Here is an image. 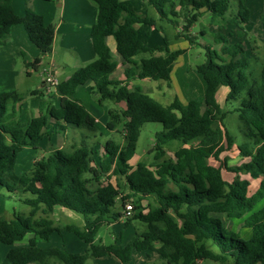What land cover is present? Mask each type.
Masks as SVG:
<instances>
[{
  "label": "trees",
  "instance_id": "16d2710c",
  "mask_svg": "<svg viewBox=\"0 0 264 264\" xmlns=\"http://www.w3.org/2000/svg\"><path fill=\"white\" fill-rule=\"evenodd\" d=\"M93 1L98 5V16L91 40L97 58L60 81L53 93L60 97L58 106L50 100L45 111L40 109L31 115L26 127L9 125L4 117L17 94L0 92V185L9 192L32 195L23 199L30 207L28 215L14 213L9 218L0 214V243L8 248L0 252V264H50L52 260L85 264L89 257L112 255L128 262L134 250L154 251L165 264H194L198 259L222 264H264V207L254 210L264 199V62L257 69L246 56L241 41L232 44L227 36L217 33L215 41L221 43L220 50L202 44L206 60L197 66L207 85L204 96L187 103L176 96L165 105L132 81L162 79L170 86L174 63L185 49L171 50L166 38L160 46L145 43L140 38L143 27H156V18L148 13L121 0ZM143 1L155 9L160 19L176 27L183 19L176 37H183L190 44L195 38L190 29L206 13L211 15L212 25L235 27L238 38L244 35V24L250 21L245 0H237L236 9L231 0ZM16 24L23 25L42 55L52 51L56 35L53 24L29 5L20 15L13 0H0V47L7 43V35ZM108 37L114 39L116 53L125 66L121 78L112 76L119 61L107 43ZM40 62L38 56L26 64L37 69ZM88 80L93 82L101 101L125 103V108L110 110L107 123L110 130L122 134V140L110 138L100 144L84 135L70 149L50 145L48 153L36 159L29 171L17 174L18 153L27 146L37 147L47 134L50 119L60 134L66 135L72 126L86 129L96 137V117L75 95ZM221 86L229 88L228 101L238 102L235 111L249 130L247 140L238 144V149L250 161L239 165L220 158L235 142L216 102ZM147 122L163 125L150 149L153 161L133 165L141 127ZM173 141L182 145L167 157V145ZM210 158L220 164L211 163ZM224 170L236 175L229 181L223 176ZM241 173L259 179L254 192H250L251 179L242 178ZM118 199L122 209L116 210ZM129 201L135 209L131 216H125ZM57 206L80 213L83 225H56L50 214ZM223 216L244 217V227L252 230L250 238L243 239L228 228ZM122 219L125 226L138 220L144 228L125 244L103 243L99 237L101 226ZM63 230L84 240L86 251L39 246ZM27 237L25 244H18Z\"/></svg>",
  "mask_w": 264,
  "mask_h": 264
},
{
  "label": "rangeland",
  "instance_id": "374dc122",
  "mask_svg": "<svg viewBox=\"0 0 264 264\" xmlns=\"http://www.w3.org/2000/svg\"><path fill=\"white\" fill-rule=\"evenodd\" d=\"M82 0H70V2H80ZM123 3L132 6L135 10L141 13H148L156 18V27H153L149 34L141 32L140 38L150 46H160L165 44V38L171 50L185 49V52L180 55L174 63L170 86L165 80H158L157 82L163 88V95L160 97L157 90L154 87H144V89L157 100L164 104L171 103L177 96L182 102L188 101V99H199L204 96L206 91V82L202 75L197 71V66L206 60V49L202 44L212 45L213 48L220 50L221 43L215 41L217 33L224 34L229 38L230 43L234 44L242 42L245 46V54L249 58L251 64L257 69L261 68L264 62V0H245L246 6L250 10V21L244 24V35L238 38L236 28L227 25L226 27H218L211 24V19L207 17L201 18L192 27V34L194 43L190 44L189 41L183 37H176V33L179 29H182L183 19H179L178 26H174L167 20L160 19L155 9L143 0H121ZM16 13L23 14L26 6L29 5L33 10L45 11L49 15L53 16L51 21L56 28V32H59L58 41L53 44L52 51L42 56L43 65L50 66L54 64L57 68V77L60 81L65 80L66 77L77 68L87 65L96 60H91L88 55L84 53H77L76 50L67 48L63 41L66 40L62 36V29L65 28V24L59 30V22L63 13H70L72 9L67 6L66 9L58 5L59 0H13ZM45 2H52L50 5ZM85 2V0H84ZM233 9L237 8V0H231ZM65 10V11H64ZM22 26V25H20ZM149 29L148 26H146ZM204 29L205 35H201L200 31ZM80 30V29H79ZM32 51L22 46L10 45L8 49L6 59V68H0V92H13L17 94V98L10 101L9 111L5 115V122L9 125H21L26 127L32 114H37L40 109L46 110V106L50 102L51 98L56 94L49 95L44 90V72L42 67L39 66L35 69L32 65H27L33 60L34 53L39 55L38 48L29 41ZM88 46H91L88 42ZM20 47V48H19ZM24 48L25 50H22ZM93 57L96 53L91 49ZM22 51L25 55H22ZM116 52V51H115ZM138 58V56H137ZM116 59L119 61L117 69L113 72V77H119L123 73V66L120 63L121 58L116 55ZM28 71L31 73L29 74ZM227 87L221 86L216 93V102L219 105L220 112L225 114L223 122L229 132L235 139L234 144L231 147L226 148L221 154L220 158L227 160L232 165L240 163L238 144L247 140L246 133L249 132L248 126L239 118L238 112L235 108L238 106L237 101L227 100ZM154 93V94H153ZM76 97L81 99L88 107L90 112L97 118V132L96 137L93 133H90L86 129H77L75 127H69L66 135L60 134L55 125L53 119L49 120L47 125L46 136L38 143L37 147L27 146L24 147L18 153L15 172L19 175L29 171L36 159H39L43 155H46L49 151L50 145L56 147H63L70 149L74 142H80L84 135H87L89 141H99L100 144H104L110 138H116L119 141L122 140V134L115 132L107 127V123L110 121V110L125 108V103H116L110 99H104L101 101L99 93L93 87L92 81L88 80L83 85L79 86L76 91ZM55 102L59 104V97L56 95ZM53 101V100H52ZM163 130V125L159 122H147L141 127L140 136L137 143L136 154L131 160V164L135 165L139 161L152 162L154 153L150 152V149L155 143V134ZM96 144L97 148L101 145ZM182 145L180 141H173L167 145V157L173 156L177 148ZM210 162L219 165L220 162L214 158H210ZM236 174L227 170L223 171V176L227 180H232ZM242 178H251L248 174L241 173ZM115 180V179H114ZM171 187H173L171 185ZM254 186L250 185V192H252ZM29 192L26 193H13L9 192L5 186L0 185V214L6 217H13L14 213L28 215L30 207L23 202L26 197H31ZM146 204V202H144ZM264 207V199L259 202L255 211ZM115 209H122L120 199L117 200ZM39 215H43L40 213ZM175 216V215H174ZM50 217L54 220L56 225L64 226L68 223H76L83 225V217L80 213L70 211L63 207L57 206L54 208ZM179 221V218L175 216ZM225 225L238 232L243 239H248L252 235V230L248 227H244V217L242 218H228L223 216ZM144 225L138 220H133L131 224H124V219L120 222H116L111 225H102L99 230V237H101L103 243L111 244L119 242L125 244L137 231H141ZM54 238H58L61 247H66L72 251L78 253H84L88 248L87 243L84 240L78 238L76 235L69 233L65 230L62 233H55ZM28 237L19 242L18 244H25ZM214 251H217L215 246L211 247ZM8 250L7 245L0 243V252L4 253ZM134 264H165L164 260L158 253H152V257H148L145 253H136ZM35 264V263H33ZM50 264H64L58 260H52ZM85 264H122L115 256H108L106 258H93L89 257ZM126 264V263H125ZM130 264V263H128ZM194 264H222L220 262L211 259H198ZM224 264H231L227 262Z\"/></svg>",
  "mask_w": 264,
  "mask_h": 264
},
{
  "label": "crops",
  "instance_id": "0c3cea01",
  "mask_svg": "<svg viewBox=\"0 0 264 264\" xmlns=\"http://www.w3.org/2000/svg\"><path fill=\"white\" fill-rule=\"evenodd\" d=\"M46 1H52V0H46ZM45 3H48L47 5H50L52 2H45ZM13 5H14V2H13ZM58 5L61 6V7H64L65 9H66L67 6H70L72 9H75L73 11L71 10L70 13H66V11L64 10L65 13H63V16H61V20L59 22V30L65 24V28L62 29V31H63L62 36L66 40L63 41L64 42L63 44L66 45L68 49L71 48L72 50H76L77 53H80V54L84 53V54L88 55L89 58H91V60L95 59V57L97 58V54H96V56L93 57L94 54L92 55V52H91L92 51L91 49L94 50L93 45H92V40H91V30H92V26L96 22L97 16H98V5H97V3L95 1H93V0H85V2H84V0H82L80 2H70V0H59ZM35 10H37V9H35ZM37 12L44 16L45 21L47 23H51L52 24V22L48 21V19H47V18H49V20H52L53 19L52 15H49V13H45V11L44 12L43 11L42 12L41 11H37ZM17 13L20 14L19 12H17ZM20 15H22V14H20ZM203 17L209 18V17H211V15H210V13H206ZM209 19H211V18H209ZM20 25L21 24H16V25L12 26L10 33L7 35V38H8L7 43L0 47V68L1 69L6 68V65H8V64H6L7 59H6L5 55L10 52V50H9L10 48L8 49V47L10 45H12V46H22V47H24L26 49H30L32 51V47L29 44L30 39H29V37H28L23 25L22 26H20ZM146 26H148V25H145L143 27L142 32H145L146 34H149L150 30L153 27L148 26L149 29H147ZM190 32L192 33V28L190 29ZM201 32H204V29H201L200 34L201 35H205V34H202ZM58 35H59V32H56L55 40H54L53 44H55L58 41ZM88 42L90 43L91 46H88ZM107 43L110 46L114 56L116 57V55H118V54L115 52L116 48H115L114 39L112 37H108L107 38ZM24 48H21V49L25 50ZM38 53H39V55H37V52L34 53L33 59L35 57L40 56L41 57V62L39 64V66H42L43 65L42 64L43 63V61H42V56L43 55L41 54L40 50H39ZM122 66L125 68L124 65H122ZM28 72H29V74L31 73L30 71H28ZM70 75H68L66 77V79ZM123 76H124V70H123V73L121 75H119V77H117V78H121ZM157 81L158 80H151V79H148V78H144V79L133 80L132 84L133 85H135V84L141 85L145 92H147V91L144 89V87H146V86L154 87L157 90V92H158V94L156 93V95L161 97L164 92H163L162 86ZM92 84H93V82H92ZM227 89H228L227 90V92H228L229 88L227 87ZM147 93H152V92H147ZM54 97H56V95L53 96L51 98V100H53V104L55 106H58L59 104H56ZM189 100H191V98L188 99V101ZM188 101H186L184 103H187ZM59 102H60V97H59ZM165 105H167V104H165ZM96 121H97V118H96ZM239 155H240V153H239ZM239 159H240V163H238L236 165H239V164H241L243 162H249L250 161L248 157H243L241 155L239 156ZM251 184L254 186V188L252 190V192H254L257 189L258 185H259V179H253L251 181ZM116 245L119 246V245H121V243L116 242ZM39 246H41V247H60V248H63L59 244L58 238H54V234L51 236V239L49 241L40 242ZM68 250L71 251V252H75V251H72L71 249H68ZM137 252L138 253H145V255L148 256V257H152V253H156L154 251H137V250H134L133 253H132V258L128 262H122L117 257L116 258L122 264H125V263L126 264H128V263L134 264L133 262H134V259H136L135 255H136ZM76 253H78V252H76ZM106 257H108V256L101 257V258H106Z\"/></svg>",
  "mask_w": 264,
  "mask_h": 264
},
{
  "label": "built area",
  "instance_id": "2783aa9c",
  "mask_svg": "<svg viewBox=\"0 0 264 264\" xmlns=\"http://www.w3.org/2000/svg\"><path fill=\"white\" fill-rule=\"evenodd\" d=\"M41 67L45 74L43 81L44 90L47 94L52 95L56 92V89L60 83V80L57 77V68L54 64ZM134 209L133 202H127L124 209L125 216H131L134 212Z\"/></svg>",
  "mask_w": 264,
  "mask_h": 264
}]
</instances>
